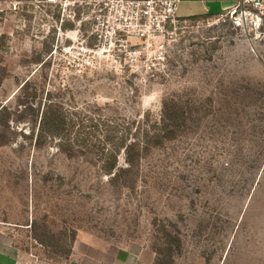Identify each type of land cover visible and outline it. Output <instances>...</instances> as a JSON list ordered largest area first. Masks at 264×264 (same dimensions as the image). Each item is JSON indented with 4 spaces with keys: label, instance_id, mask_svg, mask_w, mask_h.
Instances as JSON below:
<instances>
[{
    "label": "rangeland",
    "instance_id": "374dc122",
    "mask_svg": "<svg viewBox=\"0 0 264 264\" xmlns=\"http://www.w3.org/2000/svg\"><path fill=\"white\" fill-rule=\"evenodd\" d=\"M102 1L0 0V239L23 264H264V18L126 42Z\"/></svg>",
    "mask_w": 264,
    "mask_h": 264
},
{
    "label": "built area",
    "instance_id": "2783aa9c",
    "mask_svg": "<svg viewBox=\"0 0 264 264\" xmlns=\"http://www.w3.org/2000/svg\"><path fill=\"white\" fill-rule=\"evenodd\" d=\"M49 2L55 3L56 0ZM181 2L182 0H104L101 11L109 10L106 22L113 33L107 32L106 35H121L126 42L131 38L157 41L162 35L165 37L168 29L180 19ZM237 7L251 9L264 18V0H242ZM108 26L106 28L110 31ZM157 52L160 57L164 56V45L159 46Z\"/></svg>",
    "mask_w": 264,
    "mask_h": 264
},
{
    "label": "crops",
    "instance_id": "0c3cea01",
    "mask_svg": "<svg viewBox=\"0 0 264 264\" xmlns=\"http://www.w3.org/2000/svg\"><path fill=\"white\" fill-rule=\"evenodd\" d=\"M242 0H182L180 6V18H191L195 16L219 15L234 7ZM105 254L104 258L97 254ZM89 253L76 251L69 264H141L140 260L128 253L121 251L108 253L105 251ZM109 254V255H108ZM0 264H23L19 257L9 249L5 240L0 239Z\"/></svg>",
    "mask_w": 264,
    "mask_h": 264
},
{
    "label": "clouds",
    "instance_id": "9594fccd",
    "mask_svg": "<svg viewBox=\"0 0 264 264\" xmlns=\"http://www.w3.org/2000/svg\"><path fill=\"white\" fill-rule=\"evenodd\" d=\"M157 96H158L157 92L153 91L151 94L144 97L143 107L145 109H148L151 106L150 102L154 101L157 98Z\"/></svg>",
    "mask_w": 264,
    "mask_h": 264
}]
</instances>
